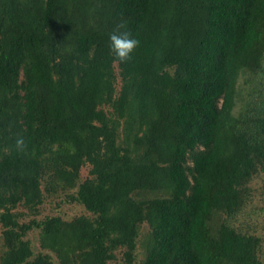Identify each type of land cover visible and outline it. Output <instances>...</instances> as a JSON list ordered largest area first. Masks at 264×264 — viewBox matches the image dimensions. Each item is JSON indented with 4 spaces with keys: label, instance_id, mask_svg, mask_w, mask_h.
Here are the masks:
<instances>
[{
    "label": "trees",
    "instance_id": "obj_1",
    "mask_svg": "<svg viewBox=\"0 0 264 264\" xmlns=\"http://www.w3.org/2000/svg\"><path fill=\"white\" fill-rule=\"evenodd\" d=\"M121 19L140 41L128 63L110 50ZM260 72L264 0H0L1 264H55L34 229L60 264H262L227 224L264 172V110L240 112ZM46 178L91 217L21 222Z\"/></svg>",
    "mask_w": 264,
    "mask_h": 264
},
{
    "label": "rangeland",
    "instance_id": "obj_2",
    "mask_svg": "<svg viewBox=\"0 0 264 264\" xmlns=\"http://www.w3.org/2000/svg\"><path fill=\"white\" fill-rule=\"evenodd\" d=\"M115 71L117 74L116 92L119 93L122 88V79L119 75V68L116 64ZM242 111L250 117L259 116L261 110H264V74L259 73L251 78L248 88L243 94ZM106 110H110L105 106ZM241 115V116H242ZM192 166V163H190ZM91 167L84 166L81 169L79 183L85 181L89 177ZM64 182L54 181L53 183L46 178L42 183L44 194V203L38 210H30L23 206L17 208L16 212L20 215L21 222H31L33 220L43 221L49 217H61L65 221H72L78 217H91L84 206L77 202L71 201L78 186L69 188ZM46 187L48 190H46ZM244 204L241 209L229 218L227 224L235 228L239 233L246 236H253L261 240V246L258 257L264 264V172H259L247 185ZM150 227L145 224L141 227V233L138 241V249L136 251L137 261L144 259L146 255V246L150 237ZM4 228L0 224V264L7 252V246L4 241ZM29 240L35 256L39 254H51L55 264L60 261L55 254L44 250L41 247V230L34 229L30 231L26 237ZM108 264H125L123 259V251L117 252V257Z\"/></svg>",
    "mask_w": 264,
    "mask_h": 264
},
{
    "label": "clouds",
    "instance_id": "obj_3",
    "mask_svg": "<svg viewBox=\"0 0 264 264\" xmlns=\"http://www.w3.org/2000/svg\"><path fill=\"white\" fill-rule=\"evenodd\" d=\"M110 50L120 63L131 62L133 53L139 48L140 41L135 38L127 21L121 19L109 33ZM15 147L19 152L26 150V142L22 135H17Z\"/></svg>",
    "mask_w": 264,
    "mask_h": 264
}]
</instances>
